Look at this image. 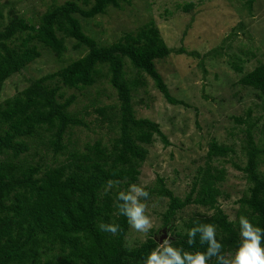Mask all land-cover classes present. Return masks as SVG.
<instances>
[{"label": "trees", "instance_id": "1", "mask_svg": "<svg viewBox=\"0 0 264 264\" xmlns=\"http://www.w3.org/2000/svg\"><path fill=\"white\" fill-rule=\"evenodd\" d=\"M256 1L247 0L245 6L251 11ZM131 3L70 0L51 5L38 24L12 11L0 25V264H144L150 251L163 243L158 237L163 230L171 235L174 247L205 250L207 245L200 244L198 237L194 245L187 243V230L196 223L217 225L223 251L234 253L241 239V215L264 228V172L260 170L264 147L254 135L257 130L264 137V114L252 117L250 109L246 118H235L238 125L247 128L241 129L246 134V162L244 166L234 163V167L248 184L246 193L235 201V219L231 220L222 207L232 198V191L228 194L224 190L226 170L214 163L235 150L212 139L204 164L196 172L186 166L192 181L184 197L176 195L162 177L145 187L149 198L168 199L163 226L144 242L131 245L127 240L131 227L115 207L118 193L138 183L150 153L148 146L157 139L166 147L171 145L158 123L136 117L134 93L146 87L150 77L169 103L187 106L170 94L156 62L171 55L199 59L213 53L201 55L184 46L169 47L153 21L101 46L76 17L93 19ZM191 10L192 5L184 7L186 12ZM70 42L74 51L87 54L55 73L31 80L16 95L3 97L8 80L38 61L40 49L64 60ZM231 58L232 68L242 74L239 84L259 91L257 97L264 104V63L244 74V61ZM127 65L133 69L132 78ZM102 79H108L115 89L118 105L99 106L97 99L90 107L99 116L98 127L106 126L113 137L108 143L99 138L81 149L76 141L66 142V138L72 129L89 125L81 111L71 110L77 95L66 97L64 90H86ZM84 115L90 116L88 108ZM230 135L234 137V133ZM58 156L64 160L59 161ZM109 180L116 183L106 190ZM190 207L194 211L182 217ZM101 223L118 224L120 231L116 235L103 232Z\"/></svg>", "mask_w": 264, "mask_h": 264}, {"label": "rangeland", "instance_id": "2", "mask_svg": "<svg viewBox=\"0 0 264 264\" xmlns=\"http://www.w3.org/2000/svg\"><path fill=\"white\" fill-rule=\"evenodd\" d=\"M70 0H0V25L6 23L8 13L14 12L32 23L53 4H64ZM247 0H132L130 5L120 9L111 8L107 15L93 19H84L77 15L84 31L101 46L118 41L124 33L134 32L140 26L153 21L167 45L188 51H198L201 55L213 52L209 57L193 58L171 55L156 62L159 72L166 82L170 94L185 101L187 106L172 105L147 77L146 87L134 93L133 105L137 118H147L160 125V129L171 145L165 146L160 139L148 146L149 156L141 168L137 185L152 186L158 177H162L167 186L176 195L184 197L190 189L192 176L186 166L196 172L204 164L208 144L212 139L233 147L235 153L214 162L226 170L225 192L232 198L222 207L231 220L235 219L237 201L247 191L248 184L234 163L244 166L246 157L243 151L246 125L235 122L236 117H252L264 114L259 91L239 84L242 74L232 66V56L244 61L243 72L247 74L264 63V0H257L250 11L245 6ZM82 4V1H79ZM192 5V10L184 7ZM90 8V7H89ZM1 29V28H0ZM231 34H234L231 36ZM69 51L64 60H60L48 50L42 52L38 61L31 64L22 73L16 74L5 84L3 97L14 96L26 88L31 80L55 73L66 64L83 57L86 51H74L73 43L68 44ZM251 50V54L249 51ZM216 51V53H215ZM221 55H216L217 53ZM249 58V59H248ZM236 60V59H235ZM237 61V60H236ZM128 77H134L133 69L127 65ZM66 97L77 95L72 111H81V117L89 125L77 127L67 135L66 142H75L83 149L99 138L108 143L113 132L98 127V115L90 106L97 99L100 105H118L115 89L108 79H102L91 88L82 91L65 89ZM88 108L90 116H85ZM234 133V137L230 134ZM258 143L264 147V137L260 131L254 133ZM52 154L51 152H49ZM53 155V154H52ZM64 160L63 157H57ZM260 170L264 172V160ZM149 215L153 219V228L140 233L130 228L127 240L131 245L144 242L151 232L158 231L163 225L162 214L167 210L168 199L152 197L147 199ZM194 211L190 207L181 213L182 217ZM181 223V221H178ZM168 234V233H167ZM163 233L158 234L161 238ZM171 235L168 234L167 238Z\"/></svg>", "mask_w": 264, "mask_h": 264}, {"label": "clouds", "instance_id": "3", "mask_svg": "<svg viewBox=\"0 0 264 264\" xmlns=\"http://www.w3.org/2000/svg\"><path fill=\"white\" fill-rule=\"evenodd\" d=\"M109 180L106 190L114 185ZM150 193L145 187L132 184L128 191L118 193V203L115 207L118 214L127 218L128 224L137 232L147 234L153 228V219L149 215L147 199ZM240 243L234 253H225L222 244L223 237L218 239L217 225L213 223H196L187 230L188 245H194L199 238L205 250H189L174 247L171 238L150 251L144 264H264V228L253 223L246 215L239 217ZM100 230L116 235L120 225L115 223H101ZM167 234L166 230H163ZM162 235V236H163ZM161 239V238H160Z\"/></svg>", "mask_w": 264, "mask_h": 264}, {"label": "water", "instance_id": "4", "mask_svg": "<svg viewBox=\"0 0 264 264\" xmlns=\"http://www.w3.org/2000/svg\"><path fill=\"white\" fill-rule=\"evenodd\" d=\"M166 233H164V235L161 237V242H163L166 239Z\"/></svg>", "mask_w": 264, "mask_h": 264}]
</instances>
